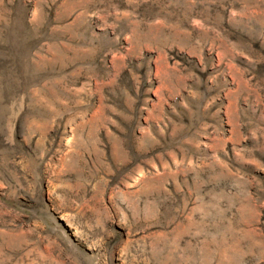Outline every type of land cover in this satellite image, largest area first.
I'll list each match as a JSON object with an SVG mask.
<instances>
[{"label": "rangeland", "instance_id": "374dc122", "mask_svg": "<svg viewBox=\"0 0 264 264\" xmlns=\"http://www.w3.org/2000/svg\"><path fill=\"white\" fill-rule=\"evenodd\" d=\"M0 264H264V0H0Z\"/></svg>", "mask_w": 264, "mask_h": 264}]
</instances>
